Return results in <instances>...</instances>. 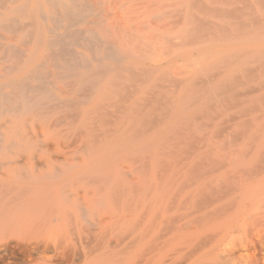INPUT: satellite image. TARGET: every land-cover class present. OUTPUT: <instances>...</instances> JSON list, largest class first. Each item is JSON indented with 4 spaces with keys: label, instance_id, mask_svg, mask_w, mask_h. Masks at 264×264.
<instances>
[{
    "label": "bare ground",
    "instance_id": "bare-ground-1",
    "mask_svg": "<svg viewBox=\"0 0 264 264\" xmlns=\"http://www.w3.org/2000/svg\"><path fill=\"white\" fill-rule=\"evenodd\" d=\"M1 31L0 264H264V0H0Z\"/></svg>",
    "mask_w": 264,
    "mask_h": 264
},
{
    "label": "rangeland",
    "instance_id": "rangeland-1",
    "mask_svg": "<svg viewBox=\"0 0 264 264\" xmlns=\"http://www.w3.org/2000/svg\"><path fill=\"white\" fill-rule=\"evenodd\" d=\"M80 21H81V20H80ZM80 21H76V22H78V23H79ZM76 22H74V25H75V26H73V25L71 26V27H72V29H73V28H75V29H76V27H77V29H78V27H80L79 29H82V30H84L83 28H81V27H83V26H84V24H83L84 22H83V23H82V22H80L79 24L77 23V25H78V26L76 25ZM81 23H82V25H83V26H81ZM79 25H80V26H79ZM3 33H4V32H3V31H1V33H0V37H1V34H3ZM10 35H11V34H10ZM0 40H2V41H3L4 39H1V38H0Z\"/></svg>",
    "mask_w": 264,
    "mask_h": 264
}]
</instances>
